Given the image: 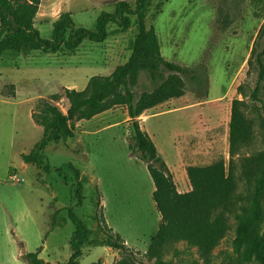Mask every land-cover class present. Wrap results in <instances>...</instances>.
I'll return each mask as SVG.
<instances>
[{"label": "rangeland", "instance_id": "374dc122", "mask_svg": "<svg viewBox=\"0 0 264 264\" xmlns=\"http://www.w3.org/2000/svg\"><path fill=\"white\" fill-rule=\"evenodd\" d=\"M117 1L131 6L135 2L41 0L35 27L48 40L59 15L70 13L76 28L94 31L100 13H112ZM145 21L155 29L164 59L188 72L182 76L184 96L144 112L139 117L141 128L155 144L179 193L191 190L188 167L218 160L231 169L236 183L228 231L219 243L207 254L185 242L173 243L165 248L163 260L259 264L256 259L246 261L243 247L237 248L234 241L254 185L244 177L243 160L264 152V86L253 101L257 70L248 64L264 24V0H155ZM107 31L104 43L85 40L73 53L5 52L0 58V264H28L24 256L37 251L45 264H68L74 232L68 208L93 241L82 246L78 264H118L127 255L137 264H153L144 254L160 216L146 165L128 148L132 122L125 108L115 107L90 121L68 122L74 137L48 144L42 152L43 165L23 162L51 121L47 104L65 115L69 103L64 89L83 91L91 78L108 77L128 61L135 26L122 31L110 24ZM151 88L142 75L133 91L138 95ZM11 93L15 97H8ZM56 95L58 99L53 98ZM234 100L245 102L254 140L230 162L228 132ZM66 164L83 178L80 206L75 204L73 172ZM59 167H63L61 174L56 171ZM64 176L70 184L64 183ZM110 228L121 236L127 250L102 245L108 236L113 239ZM259 233L264 237V214Z\"/></svg>", "mask_w": 264, "mask_h": 264}, {"label": "trees", "instance_id": "16d2710c", "mask_svg": "<svg viewBox=\"0 0 264 264\" xmlns=\"http://www.w3.org/2000/svg\"><path fill=\"white\" fill-rule=\"evenodd\" d=\"M153 1L135 0L133 6L126 1L115 2L112 13L101 12L97 17L94 31L76 28L71 14L62 13L53 23L51 38L46 40L40 37L34 23L41 0H0V58L5 52L73 53L85 40L94 44L104 43L110 24L122 31L135 26L137 33L125 64L116 67L108 77L91 78L83 91L64 89L69 103L65 115L56 107L46 105L45 111L51 121L49 125H44L42 138L29 155L23 156V162L43 165L45 159L42 152L48 144L65 143L74 137L68 122L90 121L115 107L125 108L132 122L128 148L132 156L146 165L154 187L152 200L160 216L157 231L144 255L153 264H170L163 260L168 245L185 242L207 254L225 236L228 231L227 215L233 211L236 183L231 169L227 170L223 161L218 160L210 165L188 167L186 173L191 190L179 193L155 144L140 126L139 117L144 112L184 96L186 87L182 76L188 72V68L164 59L155 29L146 25V13ZM253 46L248 64L255 65L257 70V80L251 93L252 100L256 101L264 86V24ZM142 75L146 76L152 88L137 95L133 89ZM8 97L15 96L11 93ZM53 98L58 99L59 96ZM245 109L244 101L234 100L231 104L228 132L230 162L254 140L253 125ZM64 167L73 172L75 186L72 192L76 206H80L83 201V178L73 165L66 164ZM242 167L246 181L254 185L248 204L242 209L234 244L237 248L243 247L246 261L256 259L259 264H264V237L259 233L264 214V152L245 158ZM44 171L50 172L48 165L44 166ZM56 171L61 174L63 167ZM63 180L66 185L70 184L69 177L64 176ZM68 217L74 226L68 264H78L82 246L93 241L90 240V231L71 208H68ZM105 230L107 232L104 224ZM108 231L113 239L108 236L101 241L102 245L127 250L121 236L111 228ZM38 252L24 256L28 264H45L38 258ZM118 264L137 263L127 255Z\"/></svg>", "mask_w": 264, "mask_h": 264}, {"label": "built area", "instance_id": "2783aa9c", "mask_svg": "<svg viewBox=\"0 0 264 264\" xmlns=\"http://www.w3.org/2000/svg\"><path fill=\"white\" fill-rule=\"evenodd\" d=\"M12 177H13V178H16V177H17V174H16V175H13Z\"/></svg>", "mask_w": 264, "mask_h": 264}]
</instances>
